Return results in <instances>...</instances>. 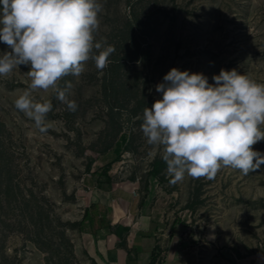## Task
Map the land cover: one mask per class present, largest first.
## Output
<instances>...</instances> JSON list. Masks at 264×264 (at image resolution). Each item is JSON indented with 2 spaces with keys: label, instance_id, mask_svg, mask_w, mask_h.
I'll return each mask as SVG.
<instances>
[{
  "label": "rangeland",
  "instance_id": "rangeland-1",
  "mask_svg": "<svg viewBox=\"0 0 264 264\" xmlns=\"http://www.w3.org/2000/svg\"><path fill=\"white\" fill-rule=\"evenodd\" d=\"M100 2L95 42L115 51L104 70L90 58L79 77L57 82L71 83L74 111L56 88L33 92L52 104L42 132L14 106L30 66L0 77V264H98L87 247L101 227L85 218L96 202L109 220L107 204L151 218L159 264H264V165L172 184L166 166L152 174L164 146L150 145L140 127L172 68L210 84L221 69L264 83V0ZM253 149L264 153V141Z\"/></svg>",
  "mask_w": 264,
  "mask_h": 264
},
{
  "label": "clouds",
  "instance_id": "clouds-1",
  "mask_svg": "<svg viewBox=\"0 0 264 264\" xmlns=\"http://www.w3.org/2000/svg\"><path fill=\"white\" fill-rule=\"evenodd\" d=\"M102 10L100 0H0V43L11 50L0 54V77L30 66L31 83L14 106L42 132L52 104L36 102L33 92L56 88L57 99L74 111L75 101L67 98L71 83L61 90L57 82L79 77L90 58L98 70L108 67L115 48L95 42L94 35ZM212 81L172 68L155 86L161 98L143 111L141 131L150 145L164 146L172 184L185 174L212 180L222 167L248 175L264 165V153L253 149L264 141V83L235 69H221Z\"/></svg>",
  "mask_w": 264,
  "mask_h": 264
},
{
  "label": "crops",
  "instance_id": "crops-1",
  "mask_svg": "<svg viewBox=\"0 0 264 264\" xmlns=\"http://www.w3.org/2000/svg\"><path fill=\"white\" fill-rule=\"evenodd\" d=\"M94 205L100 207L97 202ZM107 206L112 208V219H107L101 212L97 217L100 219L104 216L112 230L100 226L98 232L91 233L88 253L98 264H159L153 260L155 249L160 245V234L153 220L146 216H127L119 213L112 205Z\"/></svg>",
  "mask_w": 264,
  "mask_h": 264
},
{
  "label": "trees",
  "instance_id": "trees-1",
  "mask_svg": "<svg viewBox=\"0 0 264 264\" xmlns=\"http://www.w3.org/2000/svg\"><path fill=\"white\" fill-rule=\"evenodd\" d=\"M135 27H131V31L134 32ZM167 167V164L164 160H158L155 162L153 166V175H158L161 173L162 169L164 167ZM100 207L98 205H92L90 207V210H86L85 212V218L88 220L90 226L93 228L95 224H99V226L105 227V228H111L110 225L105 221L104 216H101L100 219H98V215L101 212ZM156 257L154 255L153 260L155 261Z\"/></svg>",
  "mask_w": 264,
  "mask_h": 264
}]
</instances>
